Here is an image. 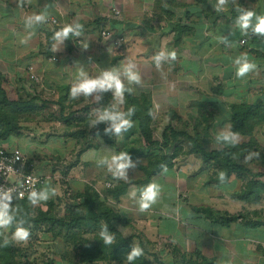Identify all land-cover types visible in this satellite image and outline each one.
Returning a JSON list of instances; mask_svg holds the SVG:
<instances>
[{"label":"crops","instance_id":"0c3cea01","mask_svg":"<svg viewBox=\"0 0 264 264\" xmlns=\"http://www.w3.org/2000/svg\"><path fill=\"white\" fill-rule=\"evenodd\" d=\"M216 4L217 0H0V73L4 75L27 69L33 65L31 58L37 56L42 72L49 69V74L53 70L58 74L55 87L59 91L68 88L66 91L69 92L80 67L90 78H96L102 70L113 69L117 63L116 66L131 63L135 65L134 70L139 73L141 82L136 87L129 86L142 93L150 90L153 107L154 94L157 93V96L164 97L163 103H168L174 110L185 101L184 106L195 113L194 121L199 115L212 113V136H216L221 127L231 131V105H250L254 102L264 105V35L252 33L250 37L245 36L236 24L241 10L264 16V0H228L221 11H215ZM113 9L120 12V18L112 16ZM42 12L46 14L43 23L26 27V18ZM52 20L56 21V25L50 24ZM251 23L255 25V16ZM69 24L82 25L81 34H69L67 40L57 43L53 39L54 33ZM103 29L109 31L112 40L121 36L124 42L118 47H112L109 42L102 43L99 33ZM220 37H227L231 46L221 43ZM78 40H82L80 46L76 44ZM242 40H245L244 45L240 44ZM34 41L36 46L29 45ZM49 41L51 44L48 45ZM85 45L88 46L86 49ZM161 51L175 52L176 56L174 60L162 61L157 68L152 57ZM240 56H247L256 67L244 77L237 78L233 62ZM52 58L56 62L51 61ZM154 74L158 82L155 89L152 88ZM171 74L175 77L174 92L167 95L170 81L167 76ZM40 75L39 82L43 80L42 73ZM227 97L230 100L227 101ZM34 136L30 130L27 134L29 138L21 135L16 139L13 136L0 140V148L20 149L33 161L35 172L46 180L44 187L53 188L60 176H57L58 164L55 163L62 160L52 156L50 151L54 150V146L50 147L51 140H61L59 148H64L68 140L64 141L66 138L61 137L40 142ZM21 138L22 141H19ZM244 138L246 141L237 143L247 142L251 137L239 136V139ZM30 139L32 141L29 142ZM71 141L70 151L76 152L78 158L69 169H62V175L66 183L71 180L73 194L83 192L89 184L95 189L103 180L104 186L109 184L112 188L113 175L107 165L100 166L97 161L105 157L102 155L104 152L115 154V149L95 139L91 148L81 151L78 150L80 146ZM38 156L40 161L34 159ZM172 170L175 171V166L153 179L164 176L167 179L173 176ZM43 171L49 174L48 178L41 174ZM228 186L203 184L201 193L200 189L187 190V203H182L173 195L170 207L149 208L144 212L122 207L125 194L117 203L108 202L129 221L130 226L125 229L139 234L144 229V234L169 238L172 245L168 247L172 250L176 248L185 254L196 251L213 260L214 264H264V224L251 225L244 220L250 218L254 222V213L259 208L233 199L235 193L226 189ZM221 188L226 189V196H213L212 193ZM157 200L162 201V197L159 195ZM200 207L209 212L208 215L193 211ZM216 214L237 219L228 223L221 218L217 221L212 217ZM146 215L149 218H145ZM181 224L184 229L180 228Z\"/></svg>","mask_w":264,"mask_h":264},{"label":"rangeland","instance_id":"374dc122","mask_svg":"<svg viewBox=\"0 0 264 264\" xmlns=\"http://www.w3.org/2000/svg\"><path fill=\"white\" fill-rule=\"evenodd\" d=\"M252 33V29L250 28L247 30L246 34L243 32V34L248 37H250L249 35H251ZM7 44L10 45V43ZM29 45L36 46L37 42L34 41V43H29ZM23 59L24 58H22V61ZM38 59L39 57L37 56H33L31 58L33 64L31 67H35H33L35 70L34 72L37 73L39 77L42 73L43 80H41L39 84L29 80L27 69L25 68H23L24 70H16L14 73H4V75L0 73V85L5 91L8 98L16 99L18 101H27L31 98L35 99V102L33 104L34 107L30 112L18 113L17 116L14 115L15 120L17 119L16 122L21 127V135L27 137L29 131L32 130L35 135L34 138L39 139L40 142H43L48 138H66L68 137V135L76 133L77 137H75V135L73 136L78 139H84L80 142H82L84 147L87 144L88 148H91V145L93 146L95 139L102 140L104 137H107L111 141L115 142V147L117 148V150L123 148L125 152H128L129 150H139L146 152L147 154L156 156L175 153V171L172 170L173 176H169V178L167 177V179L165 178V176L161 177L163 178L162 180H160L161 178H152L150 180V183H156L159 185V195L160 197H162V201L157 200L156 203L151 205L150 208H155L154 210L160 209L161 207H170L172 205V201L174 200L173 195H175V198L177 197V200L182 201V203H187V190L194 189L197 191L200 189L199 192L201 193L203 184H208L207 176L210 172L206 171V166L203 164V162L200 161L195 153V149L190 142H188L187 140L184 141L183 139H179V141L176 143L174 142V146L171 145L169 149H161L154 146L147 147L138 136L135 124H133V130H131L132 133L129 131L131 134L129 137L126 132H124L121 136H111L109 134H105L104 129L108 127V125L105 123H98L94 127H91V123L96 117V110L107 108L105 103L97 102L94 99V95L96 94H94L93 96L84 97L82 101H71L66 98L67 102L63 104L62 97L64 94L62 91L60 92L59 89L55 87V85H57V83L55 82L59 78L58 74L55 73V70H53V72L49 74V69H44V72H42L40 64H37L39 62ZM121 65H118L119 68L118 66H114V68L120 69L122 71L123 67L125 66ZM149 76L150 75L147 74V79H149ZM167 77L168 80H170L169 86H167V90H169L167 95H170L174 92L173 81L175 77L172 74L168 75ZM121 79L125 87H130V83L123 75L121 76ZM157 83L158 82L154 74L152 80L153 89L156 88V86L158 85ZM132 86L136 87L137 84L132 83ZM130 88L133 89V87ZM133 92L138 94L140 91L135 88L133 89ZM149 92L151 91L149 90ZM214 92L218 94V91L214 90ZM109 93L111 95V106L116 105L118 110L123 112V104H118L112 93ZM248 94H250L249 91ZM154 96L156 97H154V119L152 128L150 130V141L162 143L160 137L161 133L163 129L166 128L169 124L173 126V128L185 131H190L191 128L195 127V113L194 111L184 106L185 101L178 104V106L175 105L176 110L173 111H176V114L182 117V119L186 122H173L170 121L169 117H167V114L169 113L171 107L167 105L168 103H163L164 97L157 96V93H155ZM228 100H230V98L227 97V101ZM255 104L256 102L250 105ZM85 106L89 107V109L86 111H84L85 108H83ZM60 107L63 109L62 112V109L60 110ZM206 124L201 126L205 127ZM248 124L249 127L251 125V128L256 131L255 135H252V137L250 138L251 141L254 142L253 147H260V150H262V152L264 153V110L258 111L255 118H253ZM220 130L224 131V128L221 127ZM14 139H16V137ZM66 140L67 139H65L64 141ZM71 140L74 139L69 137L68 144L64 148L58 147V142H61V140H51L52 145H50V147L52 148L54 146V150L50 149L52 156L60 158L62 160L61 163H55L58 164L56 166L57 176L58 174L60 176L57 177V180L55 181V184L53 186V188L55 187L56 195L49 199L52 207H50V209H46V206L43 208L40 207L38 210L30 207L29 211H25L24 208H13L15 221L10 227L0 229V264H129L126 258V255L128 254V248L130 247V245L136 246L140 242L142 243V245H144L145 253L143 252V255L138 258L145 259L149 261L150 264H155L153 262V258L150 255H155L162 264H174L173 261H176V264H182L184 261H190V258L186 255V258L183 259L184 261H181V251H176V249L172 250L170 247H168L172 245L169 238L163 237L158 234H156L155 236L146 233L144 234V229L142 232H140V234L137 233V231H135L134 233L133 230L130 229H119L121 233L120 235L124 240H129L128 238H130L131 236H133L134 239H132L130 244L128 242L124 244L125 246L123 247V250L121 252H118L115 255L114 259L112 253L116 252L114 249H117V244H120V242L118 236L108 230L109 233L114 236V241L111 245L104 244L103 240L100 237V231L105 226L104 223L86 225L82 222L81 224L74 225L73 227H61L57 224H51L43 220L44 217H50V219H53L55 221L63 220L66 223H70L72 219L83 216L84 214V212H79V209L76 206L71 207L74 208L76 213H70L68 205H75L79 202H76L72 199L74 194L72 190L73 186L71 180L69 183H66L67 180H64V176L62 175V169L69 168L70 165L78 158L76 152L71 153L70 151L71 144L73 143ZM197 140L206 148V150H218L222 147L221 144L217 142L216 136L210 137L209 141L208 138L206 139L199 137L197 138ZM19 141H22V138L19 139ZM30 141H32V139H30L29 142ZM242 141H246V138L238 139V142ZM109 147L114 149V147L112 146ZM173 147H176L175 151H173ZM78 150H81V148H79ZM102 155L109 158L111 157V155H107V153L105 152L102 153ZM263 158L264 155L259 154L258 157H253L248 161H246L245 159L238 160L240 164L247 165L250 173L241 175L240 177L235 176L231 178L228 183H226L227 185H229L226 189L232 190V193H235L236 196L246 193L248 194L250 201L258 199V201L254 202V204L252 205L256 208H259V210L254 213V219H256L257 222L254 223L256 220L252 222L250 218H245L244 220L249 221L251 225L258 224L259 226L264 224V163L260 162ZM34 159L40 161L41 157L38 156ZM85 160H87V157L85 158ZM132 162L136 164V167L128 169L127 179L123 180H125L127 183H132L133 181L138 180L139 183L132 184L127 188V191L123 196L122 207H127L128 209H139L140 191L144 187H146L147 184L145 183L144 174H142V172L138 170V162ZM214 166L216 165L212 164L211 172L212 176L217 178L219 174L217 172H213ZM41 174L46 178L49 177V174L46 171L41 172ZM258 175L262 176L259 177ZM104 181L105 180H103L102 182L100 181L101 183L95 186L99 192L107 189L103 185ZM107 182L109 183L110 180H108ZM126 182L122 183L127 184ZM102 187L103 190H101ZM223 189L224 188H221V191L218 190V192H213V196H226V189ZM219 199H222V197ZM28 205L33 206L30 203ZM193 211L195 212V210ZM204 214L207 215L206 212ZM146 217L148 216L146 215L145 218ZM212 217L217 221L218 218H221L223 222L230 219L225 215L219 214L212 215ZM139 218L142 217L139 216ZM19 221H24L23 227L28 228L31 233L30 238L26 243H16L14 241H11L10 239L12 233L16 229L17 222ZM180 228L184 229L183 224L180 225ZM6 237L9 238V242L7 243V245H5L4 243ZM87 244H91L98 249L99 254L97 255V257H95L94 261H91L90 259L92 251L87 250ZM88 253H90V256H88ZM109 254H111L112 256H109ZM131 262L138 263V259L136 258Z\"/></svg>","mask_w":264,"mask_h":264},{"label":"trees","instance_id":"16d2710c","mask_svg":"<svg viewBox=\"0 0 264 264\" xmlns=\"http://www.w3.org/2000/svg\"><path fill=\"white\" fill-rule=\"evenodd\" d=\"M96 28V27H95ZM259 35V34H258ZM51 44L50 41L48 45ZM126 91L124 93V111L127 112L129 107L134 106L135 107V113L131 116V120L133 124L136 125L137 134L140 137V139L143 141L144 145L147 147L154 146L159 147L161 149H169L171 145L174 146L176 142L179 141V139H183L184 141L187 140L190 142L195 149V153L200 159L201 162L206 166L208 173V184L214 185L216 187H219L223 184H226L229 182V180L235 176L240 177L241 175L249 174V169L247 165H242L238 162V160L245 159L246 156L249 155L250 152H257L259 154L264 155L262 150H260V147H256L254 145V142L249 139L247 142L243 143H236L234 146L229 144H221V148L218 150H206V148L197 140V138H209L212 137V121H211V114L209 113L208 116H201L199 115L198 118L195 120L196 125L194 128H191L190 131H185L177 128H173L170 124L167 125L166 128L163 129L161 133V140L162 143H156L153 141H150V130L152 128V123L154 119V110H153V103L152 98L149 93H142L139 92L134 93L133 89L130 87H125ZM68 88H65L63 91L64 95L62 97L63 104L67 102L66 98L71 101H82L84 99V96H80L79 99H71L68 95ZM130 90V91H129ZM111 95L109 92L103 94V98L99 101V103H105L106 107L111 106ZM35 102L34 98H31L27 101L25 100H16V99H10L6 95L5 91L0 85V140H6L10 137H19L21 136V127L16 122L15 116H17L18 113L23 112H30L31 109L34 107L33 104ZM84 111L88 110L89 107L85 106ZM62 108L60 107V110ZM174 109L170 108L169 113L167 114V117L170 118V121L173 122H186L182 119L178 114H176V111H173ZM264 110V105L261 103H256L255 105H249V104H239V105H231L230 106V125H231V131L238 133L239 136L243 137H252L254 130L251 128V125L249 127V122L255 118L258 111ZM63 109L61 110V112ZM201 112H203V109H200ZM60 112V113H61ZM73 115V114H72ZM67 120V119H65ZM248 122V123H247ZM170 123V122H169ZM207 123V124H206ZM204 124H206L205 127H202ZM202 125V126H201ZM255 129V128H254ZM132 128L129 129L126 134H128V137L132 133ZM200 130V131H199ZM130 131V132H129ZM76 133H73L72 135H68L66 139L68 140L69 137L74 139V143H76L77 146H80L81 151L82 149H87L88 145L86 144L85 147L82 144L84 139H78ZM93 140V139H92ZM102 141L108 145L114 147L115 154H119L120 152H125L124 149L117 150L115 147V142L111 141L109 138L104 137ZM175 142V143H174ZM156 149V148H155ZM176 150V147H173V151ZM129 156L131 157V161L138 162V170L142 172L145 176V183L148 185L150 184V180L159 175L162 171L170 170L175 165V153L168 154V155H150L146 152L139 151V150H129L128 151ZM241 162V161H240ZM261 163H264V158L261 159ZM212 164L216 165L213 167V172H217L219 175L221 172L225 173V178L223 181L219 179V176L213 177L211 172ZM71 167V166H70ZM69 167V168H70ZM67 168V169H69ZM63 174H66L64 172ZM214 175V173H213ZM216 176V175H215ZM261 177L262 175H258ZM114 182V186L112 188L104 189L102 192H99L94 189L92 185H86L83 192H77L73 196V200L76 202H79L75 205H68L70 213L75 214L76 211L74 208H71L72 206H76L79 209V212H84L83 216L76 217L70 221V223H66L63 220L55 221L53 219H50V217H44L43 220L51 223V224H57L61 227H73L74 225L81 224L82 222L86 225L91 224H101L104 223L105 226H107L108 230H110L112 233L116 234L118 236L120 244H117V249H114L116 252L112 253L113 258L115 259V255L118 252H121L123 250V247L125 246L127 242L130 244L132 239H134L133 236L128 238L129 240H124L122 236L120 235L119 229H125L130 226L129 221L122 217L118 212L114 210V208L110 205V202L113 201L114 203H117L119 201L120 196L124 195L128 186L132 184L139 183L138 180L133 181L132 183H122V181H119L116 178H112ZM233 199L243 201L247 204H254V202H257L258 199L254 201L249 200L248 194L244 193L242 195L236 196L234 195L232 197ZM28 200H12V208H24L25 211H29V208L33 209H39L40 207L43 208L46 206V209H50L52 207L51 202L48 200L46 202L39 203L38 207L29 206ZM196 213H205L206 211L203 208L194 209ZM207 215L209 212H206ZM237 217H230L229 220H227V223L236 220ZM226 223V224H227ZM138 246L143 250L145 253L144 245L140 242ZM132 245L128 248L127 253L131 251ZM176 249V248H175ZM87 250H91V261L95 260V257L99 254L98 249L94 247L91 244H87ZM178 249H176L177 251ZM109 254V256H112ZM188 256L190 258V261H184L183 259ZM88 256H90V253H88ZM153 258V262L155 264H162L158 258L155 255H150ZM182 257L181 261H184L182 264H214L213 260H209L205 257H203L199 252H193L191 254H185L181 253L180 258ZM188 258V259H189ZM138 259V263L129 262V264H150L149 261L145 259ZM174 264H176V261H173Z\"/></svg>","mask_w":264,"mask_h":264},{"label":"clouds","instance_id":"9594fccd","mask_svg":"<svg viewBox=\"0 0 264 264\" xmlns=\"http://www.w3.org/2000/svg\"><path fill=\"white\" fill-rule=\"evenodd\" d=\"M228 3V0H217L215 11H221L223 6ZM46 7V6H45ZM255 16L256 23L252 25L251 21ZM46 20V14L41 13L39 15H33L26 18V27H33L35 24L43 23ZM237 26L245 34L251 27L253 34L264 35V16H256L252 11L241 10L240 15L236 20ZM82 31V25H65L62 29L54 33L53 39L57 43H63L67 40L69 34L73 36H79ZM220 42L226 46H231L227 37H220ZM25 41H22V43ZM88 46L85 45V49ZM175 52L165 53L163 51L155 54L152 59L155 62L157 68L161 66V62L166 59H175ZM236 66L237 78H242L249 72L253 71L256 67L255 64L250 63L247 56H240L234 60ZM135 65L129 63L123 67L122 72L120 69H106L102 70L100 75L96 78H90L84 71L83 67H80L77 73V79L73 82L69 96L71 99H78L80 96L89 97L93 96L94 99L99 102L103 98V94L111 92L113 97L117 100L118 104L124 103V93L126 91L125 85L122 82L121 75H123L130 84H140V75L135 70ZM130 91V90H129ZM135 107H129L127 112H121L116 105H112L102 110H96V117L91 123V127H94L98 123H105L108 125L104 129L105 134L111 136H121L124 132H127L133 127V122L130 119L135 113ZM239 139V134L230 130L221 131L216 135L218 143L229 144L234 146ZM259 153L250 152L245 160H251L253 157H258ZM100 166L107 165L108 171L116 179H127V170L135 168L136 164L131 161V157L128 152H120L119 154H113L111 157H102L97 161ZM225 173L221 172L219 179L223 181ZM160 193V187L156 183H150L140 191L139 197V210L144 212L148 210L151 205L156 203ZM21 196L23 193L20 194ZM56 195V190L51 187H44L40 191H31L28 194V201L31 205L36 206L41 202L48 201L51 197ZM12 189L0 191V229L10 227L15 221V214L12 208ZM24 221L17 222L15 231L12 233L10 239L16 243H26L30 238V231L28 228L23 227ZM100 237L105 245H111L114 241V236L109 233L107 226H104L100 231ZM9 242V238L4 240L5 245ZM143 255V250L138 246H132L131 251L126 255L129 262Z\"/></svg>","mask_w":264,"mask_h":264},{"label":"built area","instance_id":"2783aa9c","mask_svg":"<svg viewBox=\"0 0 264 264\" xmlns=\"http://www.w3.org/2000/svg\"><path fill=\"white\" fill-rule=\"evenodd\" d=\"M112 16L118 19L121 15L118 10L113 9ZM50 24L56 25V21L52 20ZM99 36L102 43L109 42L112 47H118L124 42L121 36L112 40L107 29L101 30ZM76 44L80 46L82 40H78ZM240 44L244 45L245 40L240 41ZM51 61L56 62V59L52 58ZM27 73L30 81L39 82L40 79L31 66L27 67ZM45 183L46 180L35 172L33 161L20 149L0 148V191L12 189L13 200H28V194L33 190L40 191ZM105 187L111 188L109 184Z\"/></svg>","mask_w":264,"mask_h":264}]
</instances>
